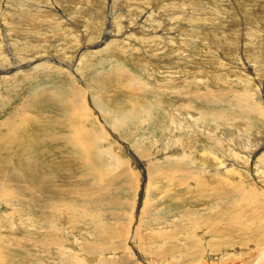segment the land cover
<instances>
[{
  "label": "rangeland",
  "instance_id": "1",
  "mask_svg": "<svg viewBox=\"0 0 264 264\" xmlns=\"http://www.w3.org/2000/svg\"><path fill=\"white\" fill-rule=\"evenodd\" d=\"M0 67V264L242 249L207 231L264 201V0H0Z\"/></svg>",
  "mask_w": 264,
  "mask_h": 264
},
{
  "label": "bare ground",
  "instance_id": "2",
  "mask_svg": "<svg viewBox=\"0 0 264 264\" xmlns=\"http://www.w3.org/2000/svg\"><path fill=\"white\" fill-rule=\"evenodd\" d=\"M220 1V0H219ZM238 2H241V1H238ZM214 5V4H213ZM242 5V4H241ZM175 6H176V4H175ZM192 6V5H191ZM219 6V5H218ZM243 6V5H242ZM169 7V6H168ZM178 7V6H177ZM174 9H175V7H174ZM178 9H179V7H178ZM177 9V10H178ZM214 9V8H213ZM219 9V8H218ZM221 9V8H220ZM245 9V8H244ZM243 10V9H242ZM181 11V10H180ZM217 11V10H216ZM222 11V10H221ZM241 11V10H240ZM196 12V11H195ZM219 12H220V10H219ZM237 12H239V11H237ZM236 12V13H237ZM245 12H246V10H245ZM189 13H192V12H189ZM198 13V12H197ZM241 13V12H240ZM193 14V13H192ZM195 14V13H194ZM230 14V13H229ZM234 14H235V12H234ZM248 14V13H247ZM190 16H191V14H189ZM230 15H232V14H230ZM186 16V15H185ZM197 16V15H196ZM247 16V15H246ZM193 17V16H192ZM216 17V16H215ZM234 17V16H233ZM250 17V16H249ZM237 18V17H236ZM195 19V18H194ZM118 20V19H117ZM193 20V19H192ZM210 23V22H209ZM138 30V29H137ZM136 30V31H137ZM157 30V29H156ZM155 30V31H156ZM135 31V32H136ZM139 31V30H138ZM249 31V30H248ZM149 32V31H148ZM255 32H256V30H255ZM259 32V31H258ZM144 33V32H143ZM248 34V33H247ZM155 36H157V35H155ZM159 36H161V35H159ZM249 37V36H248ZM161 38H163V37H161ZM255 38V37H254ZM107 39H108V37L106 36V38L103 40V43L104 42H106L107 41ZM251 39V38H250ZM253 39V38H252ZM102 42V41H101ZM209 42V41H208ZM255 43V42H254ZM100 44V43H99ZM111 45L112 44H116L115 42H113V41H111V43H110ZM110 44H109V42H107V43H105V44H102V45H104V47L103 48H101V45L99 46V47H97V49L96 50H94V51H92L91 53H89V54H92L93 53V55L95 56V55H97V54H100V53H102V54H105V53H108L109 51H110V48H109V46H110ZM98 45V44H97ZM168 46V45H167ZM207 46H208V44H207ZM101 48V49H100ZM211 51V50H210ZM89 54L88 55H86V56H89ZM207 54H209V52L207 53ZM208 58V57H207ZM235 61L236 62H239V63H241V59L240 58H236L235 59ZM55 64V63H54ZM234 65V64H233ZM220 67H223L222 66V64H220L219 65ZM26 67V66H25ZM24 67V68H25ZM238 67V66H237ZM245 67V66H244ZM1 68V67H0ZM38 68V67H37ZM33 70V69H32ZM44 70H46V69H44ZM12 71V70H11ZM11 71H9V72H11ZM21 71V70H20ZM243 71V70H242ZM224 71H222V73H223ZM255 72V71H254ZM8 73V72H7ZM212 75V74H211ZM221 75H223V76H225V77H227L226 78V81H230L231 80V78H229L228 77V75L227 74H221ZM243 76L241 77V79H240V81H243V82H245V84L243 85V83H241V82H237V83H240L241 85H243V86H246V84L248 83L249 84V82H251L250 80L249 81H246L245 80V77H246V73H245V70H244V74H242ZM14 76V75H13ZM1 77V76H0ZM191 78H193V76L191 77ZM211 78V77H210ZM190 79V78H189ZM188 79V80H189ZM209 79V78H208ZM213 79H216V77L215 78H213ZM237 79H239V77L237 78ZM184 80V79H183ZM221 80H223V79H221ZM233 80V79H232ZM252 80V79H251ZM224 81V80H223ZM237 81V80H236ZM205 82V81H204ZM213 82V81H212ZM217 82V81H216ZM165 84V83H164ZM180 86V85H179ZM177 88V87H176ZM180 88H181V86H180ZM168 89V88H167ZM172 89V88H171ZM174 89H175V87H174ZM247 89V88H246ZM197 90V89H196ZM180 91H183V89H181ZM81 92V91H80ZM196 92V91H195ZM195 92H190L189 94H191V93H193V94H191V95H196V94H198V93H196L195 94ZM197 92H199L198 90H197ZM211 92V91H210ZM249 92V91H248ZM247 94V93H246ZM246 94H244V95H242V97H237L236 98V102H238V101H240V100H242V98H249ZM249 94V93H248ZM210 95V94H209ZM250 96V95H249ZM218 98H220L219 96H218ZM217 98V99H218ZM76 99V98H75ZM31 100H32V98H31ZM38 100V99H37ZM211 100V99H210ZM216 100V99H215ZM33 101V100H32ZM31 101V102H32ZM74 101H77V99L76 100H74ZM4 102V101H3ZM208 102V101H207ZM76 103V102H75ZM7 104V103H6ZM76 104H78V103H76ZM30 105V104H29ZM31 106V105H30ZM82 106V105H81ZM32 107V106H31ZM76 107V106H75ZM255 107V106H254ZM30 108V107H29ZM81 108V107H80ZM257 108V107H256ZM27 109H28V107H27ZM77 109V108H76ZM79 109V108H78ZM255 109V108H254ZM256 110V109H255ZM80 111V110H79ZM78 111V112H79ZM257 111L259 112V110H258V108H257ZM77 111H75V114H77L76 113ZM30 113V112H29ZM14 115V114H13ZM16 115H20V116H22L23 118H24V116L23 115H21V114H16ZM181 115V114H180ZM185 115V114H184ZM188 115V114H187ZM191 116L193 115V114H190ZM260 115L261 116H264V114H263V112H261L260 111ZM76 116V115H75ZM75 116H74V118H75ZM194 116H196L195 115V113H194ZM199 116V115H198ZM13 117H16V116H13ZM22 117H18L17 118V120L19 119V118H22ZM28 118V117H27ZM174 118V117H173ZM176 118V117H175ZM192 118V117H191ZM223 118H224V116H223ZM198 119V118H197ZM211 119V118H210ZM25 120H26V117H25ZM76 120V119H75ZM171 120H173V119H171ZM225 121V120H224ZM86 122H87V120H86ZM226 122V121H225ZM224 122V123H225ZM76 123H77V121H76ZM121 123V122H120ZM49 125V124H48ZM184 125H185V123H184ZM72 126V125H71ZM79 126H82V125H79ZM186 126V125H185ZM77 127V126H76ZM85 126H83V128H84ZM231 127V126H230ZM86 129V128H85ZM81 130V129H80ZM84 130V129H83ZM228 130V132H231V131H229V129H227ZM231 130V129H230ZM84 132V131H83ZM190 132V131H189ZM175 133V132H174ZM173 133V134H174ZM208 133V132H207ZM222 133V132H221ZM22 134V133H21ZM178 134V133H177ZM85 135V134H84ZM238 135H240V133L239 134H237V136ZM262 135V134H261ZM83 136V135H82ZM221 136V135H220ZM225 136H227V135H225ZM18 137H20V136H18ZM17 137V138H18ZM231 137V136H230ZM239 137V136H238ZM247 137V136H246ZM82 138V137H81ZM86 138V137H85ZM223 138V137H222ZM225 138H228V137H225ZM234 138V137H233ZM241 138V137H240ZM83 139V138H82ZM224 139V138H223ZM246 139V138H245ZM226 140V139H225ZM247 140V139H246ZM255 140V139H254ZM86 141V140H85ZM88 141V140H87ZM230 140H228V142H229ZM233 141V140H232ZM227 141L225 142V143H228ZM254 142V141H253ZM258 142V141H257ZM263 142V141H262ZM89 143V142H88ZM95 143V142H94ZM169 143V142H168ZM230 143V142H229ZM254 143H256V142H254ZM253 143V144H254ZM84 143H82V145L81 146H84L83 145ZM93 144V143H92ZM163 144H166V143H163ZM237 145V144H236ZM241 145V144H240ZM244 145V144H243ZM249 145H250V143H249ZM260 145V144H259ZM227 146V145H226ZM261 146V145H260ZM263 146H264V143H263ZM90 147V146H89ZM183 146H181V148H182ZM256 147V146H255ZM254 147V148H255ZM250 148V147H249ZM228 149V148H227ZM256 149V148H255ZM188 150H190V149H188ZM247 150V149H246ZM249 151V150H248ZM192 152V151H191ZM247 152V151H246ZM251 152H253V151H251ZM233 153H235V152H233ZM254 153V152H253ZM170 154V153H169ZM174 154H179V151H177L176 152V150H175V152H174ZM247 154V153H246ZM252 154V153H251ZM184 155H186V154H184ZM188 155V154H187ZM243 155H244V153H243ZM250 155V154H249ZM191 156H192V154H191ZM222 156V155H221ZM169 157V156H168ZM174 157H176L175 158V160L174 161H164V160H162L163 162H167V163H169V162H172V164L173 163H179V164H183V163H189V161H190V159H184L185 157H183V156H181V155H175ZM154 159V158H153ZM250 159V158H249ZM233 160V159H232ZM228 161V160H227ZM264 161V160H263ZM148 162V161H147ZM221 162V161H220ZM248 162V161H247ZM192 163H194V161H192ZM233 163V162H232ZM236 163V162H235ZM50 165V164H49ZM155 165V164H154ZM235 165V164H234ZM237 165H238V163H237ZM264 165V164H263ZM173 166H175V165H173ZM225 165H223V167H224ZM236 166V165H235ZM260 166V165H259ZM237 167V166H236ZM261 167H262V165H261ZM222 169V168H221ZM228 169V168H227ZM234 169V168H233ZM259 169V168H258ZM158 170H161V169H158ZM175 170V169H174ZM179 171V170H178ZM225 171V170H224ZM229 171H230V169H229ZM232 171V170H231ZM175 172V171H174ZM209 172V171H208ZM238 172V171H237ZM223 173V172H222ZM231 173V172H230ZM210 174H214L215 175V172L214 171H210ZM250 174V173H249ZM224 175V174H223ZM257 175V174H256ZM233 177H234V175H233ZM250 178V177H249ZM254 178V177H253ZM257 179V178H256ZM259 180V179H258ZM262 181H264V180H262ZM261 184V183H260ZM214 187V186H213ZM212 188V187H211ZM55 189H57V188H55ZM59 189V188H58ZM63 189H61V190H59L60 192L62 191ZM212 190V189H211ZM57 191V190H56ZM213 191V190H212ZM219 191V190H218ZM226 191V190H225ZM211 192V191H210ZM213 192H215V191H213ZM218 193V192H217ZM209 194H212V193H209ZM209 194H207V195H209ZM223 194L224 193H221L220 195L218 194V196H217V194L215 195V196H212L211 197V201H214L215 199L217 200L216 201V206H222V201H223V199H225V198H222L223 197ZM250 196H254V197H256V199H253V201H247V200H245V202L243 203V204H246V205H243V206H245L244 208H242V205H241V203L240 204H234L235 205V207H241V209L238 211V212H236V214L235 215H230L229 216V214L228 215H223L222 214V212L219 214V216H220V221H218V223L219 224H217V223H215L214 222V224L215 225H217V228H213V229H210L211 231H207V238H212V236L213 235H216V234H222L223 236H226L227 238H225L224 240H223V242H215V241H217V240H210L209 242H207V246H213V245H216L217 243H219V244H222V246L223 245H225V244H228L229 245V243H227V242H229V239L230 238H235L236 240H237V244L239 245V246H241L240 248H242V249H238L239 247H237V246H235V247H230V246H226V248L227 247H230V249H234L233 251H231L230 253H228V252H225V253H223L224 255L222 256V257H220V258H218V259H214V258H210L209 259V261H208V263L209 262H214V264L216 263V264H264V246H255V248L254 247H252V245H254L253 243H252V240L253 239H258V238H262V236H264V201H262L260 198H259V196L257 195V194H253V195H250ZM225 197V196H224ZM230 197V196H229ZM251 197V198H252ZM227 198V197H226ZM244 199V198H243ZM208 200V199H207ZM254 200H256V202H254ZM210 201V202H211ZM215 202V201H214ZM208 204V203H207ZM226 206V205H225ZM230 207V206H229ZM234 208V207H233ZM221 209V207H215L214 208V211H217V210H220ZM236 210V209H235ZM221 211V210H220ZM226 211V210H225ZM228 211H231V210H228ZM233 211V210H232ZM213 212V211H212ZM224 212V211H223ZM214 213V212H213ZM217 213V212H216ZM208 214V213H207ZM210 214V213H209ZM215 214V213H214ZM184 215V214H183ZM216 215V214H215ZM219 216L217 215V217H218V220H219ZM210 217H211V215H210ZM213 217V216H212ZM211 217V218H212ZM216 218V217H215ZM217 220V219H216ZM207 223V222H206ZM208 223L210 224V222L208 221ZM207 223V224H208ZM178 224V223H177ZM206 224V225H207ZM212 224V223H211ZM222 224H226L227 226H224L223 225V227L221 228L219 225H222ZM173 225V224H172ZM181 224H178L177 226H176V228L177 229H180L181 228V226H180ZM215 225H213V226H215ZM211 226V225H210ZM219 226V227H218ZM175 227V226H174ZM209 226H207V228H208ZM175 228V229H176ZM174 229V230H175ZM171 231V230H170ZM169 231V232H170ZM101 233V232H100ZM166 234V233H165ZM168 236V235H167ZM166 236V237H167ZM106 238V237H105ZM218 238V237H217ZM207 241H208V239H207ZM220 241V240H219ZM233 241V240H232ZM235 241V240H234ZM230 243H231V241H230ZM89 246V245H88ZM219 246V245H218ZM217 247V246H216ZM245 248H247V249H245ZM257 248V249H256ZM88 249H91V248H88ZM190 249V248H189ZM188 249V255H190V250ZM215 249V248H214ZM219 249V248H218ZM83 250H84V248H83ZM86 250V249H85ZM97 250V249H96ZM223 250V249H222ZM89 251H91V250H89ZM93 251H94V249H93ZM213 251V250H212ZM229 251V250H228ZM87 252H88V250H87ZM158 252V251H157ZM208 252V251H207ZM223 252V251H222ZM209 253V252H208ZM211 253V252H210ZM217 253V252H216ZM88 255V254H87ZM159 255V254H158ZM208 256H209V254H207ZM132 257V256H131ZM212 257V256H211ZM127 258V257H126ZM88 259V258H87ZM126 260H128V259H126ZM75 261V260H74ZM186 261H188V259H183V260H180V264H186L185 262ZM230 261V262H229ZM179 262V261H178ZM132 263V262H131ZM207 263V264H208ZM80 264V263H79ZM133 264H138L136 261H134L133 262Z\"/></svg>",
  "mask_w": 264,
  "mask_h": 264
}]
</instances>
